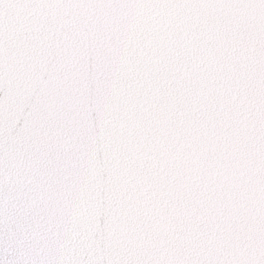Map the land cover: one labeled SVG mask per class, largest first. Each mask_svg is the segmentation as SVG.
I'll return each mask as SVG.
<instances>
[{
	"label": "snow or ice",
	"instance_id": "1",
	"mask_svg": "<svg viewBox=\"0 0 264 264\" xmlns=\"http://www.w3.org/2000/svg\"><path fill=\"white\" fill-rule=\"evenodd\" d=\"M0 264H264V0H0Z\"/></svg>",
	"mask_w": 264,
	"mask_h": 264
}]
</instances>
